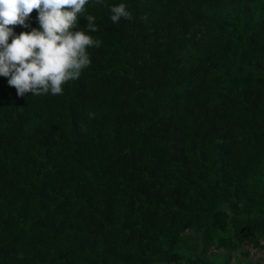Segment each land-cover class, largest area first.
Instances as JSON below:
<instances>
[{"label":"trees","instance_id":"1","mask_svg":"<svg viewBox=\"0 0 264 264\" xmlns=\"http://www.w3.org/2000/svg\"><path fill=\"white\" fill-rule=\"evenodd\" d=\"M122 2L119 24L85 5L102 43L63 95L0 76V264H232L264 247V0H107Z\"/></svg>","mask_w":264,"mask_h":264},{"label":"clouds","instance_id":"2","mask_svg":"<svg viewBox=\"0 0 264 264\" xmlns=\"http://www.w3.org/2000/svg\"><path fill=\"white\" fill-rule=\"evenodd\" d=\"M91 4L108 8L114 24L122 18L134 19L123 2L110 5L107 0H0V76L8 79L18 96L63 95L62 85L78 80L91 65V53L86 49L99 48L102 43L89 34L99 30L96 17L87 14L85 8ZM34 11L39 28L31 25ZM81 17L87 19L86 28L79 26ZM140 19L146 23L147 14ZM17 25L30 31L17 34ZM88 116L92 119L95 113L89 112Z\"/></svg>","mask_w":264,"mask_h":264},{"label":"rangeland","instance_id":"3","mask_svg":"<svg viewBox=\"0 0 264 264\" xmlns=\"http://www.w3.org/2000/svg\"><path fill=\"white\" fill-rule=\"evenodd\" d=\"M248 251V255L242 252L235 253L232 258V264H246L248 262L264 264V247L261 249L244 247L243 252Z\"/></svg>","mask_w":264,"mask_h":264}]
</instances>
